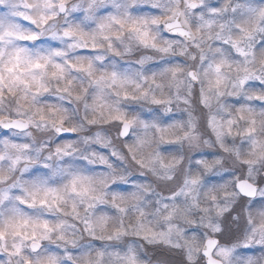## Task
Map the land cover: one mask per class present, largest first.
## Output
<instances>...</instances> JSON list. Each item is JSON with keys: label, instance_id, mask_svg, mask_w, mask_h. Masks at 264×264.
Here are the masks:
<instances>
[{"label": "clouds", "instance_id": "1", "mask_svg": "<svg viewBox=\"0 0 264 264\" xmlns=\"http://www.w3.org/2000/svg\"><path fill=\"white\" fill-rule=\"evenodd\" d=\"M0 264H264V0H0Z\"/></svg>", "mask_w": 264, "mask_h": 264}]
</instances>
